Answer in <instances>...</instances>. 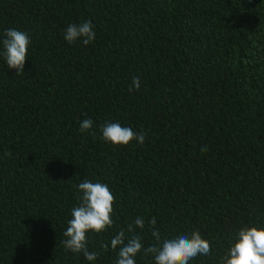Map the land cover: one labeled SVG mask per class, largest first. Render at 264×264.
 <instances>
[{
    "label": "trees",
    "instance_id": "obj_1",
    "mask_svg": "<svg viewBox=\"0 0 264 264\" xmlns=\"http://www.w3.org/2000/svg\"><path fill=\"white\" fill-rule=\"evenodd\" d=\"M84 20L95 41L66 43ZM6 28L31 45L21 75L0 59V264H91L62 244L83 178L115 198L113 227L88 235L96 264H115L104 245L137 217L145 247L153 217L163 236L198 230L211 252L190 264L264 225V0H0ZM105 121L145 143H106Z\"/></svg>",
    "mask_w": 264,
    "mask_h": 264
},
{
    "label": "clouds",
    "instance_id": "obj_2",
    "mask_svg": "<svg viewBox=\"0 0 264 264\" xmlns=\"http://www.w3.org/2000/svg\"><path fill=\"white\" fill-rule=\"evenodd\" d=\"M96 35L90 20L69 24L63 31V39L69 45L88 46L95 41ZM30 45L31 36L28 32L6 28L0 32V59L9 69L21 75L29 57ZM139 88L140 78L133 77L129 91ZM93 125L91 118L83 119L79 131L90 133ZM99 129L101 138L113 146H128L132 141L140 145L145 143L143 133L134 131L130 126H122L120 122L105 121ZM201 148H206V145H201ZM75 188L78 203L70 210L71 218L62 233V244L66 251L82 254L86 261L96 264L98 254L89 250L88 235L93 232L101 234L113 227L115 198L108 184L100 181L92 182L83 178ZM147 223L155 240L152 245L145 247L141 236L145 229L143 217L135 218L126 230L117 231L110 242L104 245L116 253L115 264H136V258L141 253L151 254L154 264H190L197 256H207L211 252L210 241L198 230L163 236L156 227L155 217ZM220 264H264V225L241 227L233 236Z\"/></svg>",
    "mask_w": 264,
    "mask_h": 264
}]
</instances>
